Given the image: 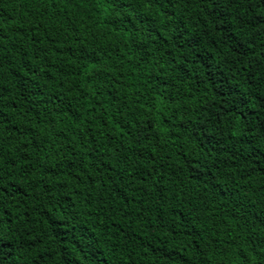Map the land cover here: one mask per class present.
Wrapping results in <instances>:
<instances>
[{
  "label": "trees",
  "instance_id": "16d2710c",
  "mask_svg": "<svg viewBox=\"0 0 264 264\" xmlns=\"http://www.w3.org/2000/svg\"><path fill=\"white\" fill-rule=\"evenodd\" d=\"M0 264H264V0H0Z\"/></svg>",
  "mask_w": 264,
  "mask_h": 264
}]
</instances>
